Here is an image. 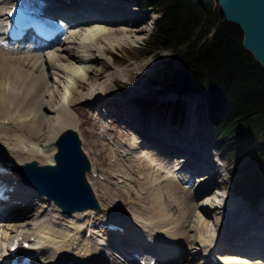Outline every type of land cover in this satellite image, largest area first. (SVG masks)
Returning a JSON list of instances; mask_svg holds the SVG:
<instances>
[{
  "label": "bare ground",
  "instance_id": "obj_1",
  "mask_svg": "<svg viewBox=\"0 0 264 264\" xmlns=\"http://www.w3.org/2000/svg\"><path fill=\"white\" fill-rule=\"evenodd\" d=\"M9 1L0 2V28L5 15L2 7ZM45 1L47 9L52 8L53 14L62 16L68 22L63 40L52 46L45 43L18 50L2 45L0 37V137L4 141L0 152L4 149L8 152V155H0V162L5 158L15 164L20 163L26 153L32 156L44 152L46 145L40 144V141L50 135L55 138L58 129L80 128L81 124L74 120L68 108L73 110L74 104L85 101L102 103L107 90L106 85L98 84L94 78L102 79V71L95 72L91 64L102 63L109 49L95 50L91 43L98 45L103 40L106 43L114 36H125L140 30L142 19L122 5L120 0ZM127 14L135 17H130L133 23H124ZM66 42L72 45L62 47ZM47 68L64 73L61 78L65 88L61 86L60 90L61 81L56 79L48 83ZM53 71L51 75H55ZM106 79L110 80L109 77ZM64 89L66 96H62ZM120 103L124 107V100ZM97 108L93 104L88 117L99 130H86L90 136L98 134L104 138L109 130L107 126L115 119H105V114ZM103 108L106 107L103 105ZM115 112L111 110L112 115L118 114ZM128 112L121 115L122 130L118 133V137L128 141L115 142L114 128L111 134L108 133L110 148L106 144V154L122 171L117 169L112 174L114 176L108 173L106 180L100 181L91 165L90 172L96 173V176L90 183L123 188L124 197L132 195L128 211L134 216L131 214L127 219L112 216L101 205L96 212L87 209L71 214L75 219L72 222L68 221L70 216H63L69 222L67 225L61 221L57 223L52 210L61 214L60 209L50 201H43V195L33 194L32 187L23 185L19 177L13 175L17 188L21 189L15 194L20 199V205L12 201L3 205L0 201V264H5L2 261L7 251L5 243L17 234H24L28 239L33 236L28 251L32 264H138L136 253H141L140 257L149 255L157 259L158 264H213L208 252L221 258L219 264H241L232 256L245 257L240 258L244 260L242 264H264V218H246L243 204L222 192L228 172L221 162L226 157L205 137L210 135V131L205 132L202 139H197L194 135L199 130L190 122L182 133H170L158 125L141 126L142 122L160 119L157 116L145 117L144 113ZM102 119H105L104 123ZM208 125L214 131L213 125ZM26 133H29L28 137H25ZM29 140H36V149ZM49 161L51 158L46 162ZM118 178L122 180V185L117 183ZM192 178L199 182V186L185 188L184 184ZM239 198L244 201L241 196ZM37 199L42 200L41 203H37ZM29 202L31 205H28ZM21 204H27V207L22 208ZM34 205L44 209L40 219H37L39 213H35L32 229L28 230L26 225L20 226L22 230L14 231L4 223L11 222L12 216L17 221L21 220V216L28 217L24 212ZM14 209L20 216H14ZM98 210L103 212L102 215L98 214ZM172 211L177 215H170ZM100 223H110L121 230L108 232ZM69 226L73 228L70 230ZM4 234H8L7 237ZM72 245L74 249L70 252ZM201 249L203 253L197 262L196 253L198 256Z\"/></svg>",
  "mask_w": 264,
  "mask_h": 264
},
{
  "label": "trees",
  "instance_id": "obj_2",
  "mask_svg": "<svg viewBox=\"0 0 264 264\" xmlns=\"http://www.w3.org/2000/svg\"><path fill=\"white\" fill-rule=\"evenodd\" d=\"M135 2L156 14L137 54L170 52L156 76L163 92L202 94L219 149L240 153L233 190L256 205L264 199V68L243 48L239 28L224 21L213 0ZM135 100L144 110L152 104ZM174 108V116L183 113Z\"/></svg>",
  "mask_w": 264,
  "mask_h": 264
},
{
  "label": "rangeland",
  "instance_id": "obj_3",
  "mask_svg": "<svg viewBox=\"0 0 264 264\" xmlns=\"http://www.w3.org/2000/svg\"><path fill=\"white\" fill-rule=\"evenodd\" d=\"M135 1L136 0H120V3L128 7L129 11L134 13L135 16H138L139 18L142 19V20L139 19L141 21H140V30L138 32L132 34L126 33L125 36L117 35L114 36L113 38H109L108 40H106V43L105 40H103L101 42L102 44L100 43L98 45H93L91 43L92 48H94L95 50L103 47L109 49L107 50V54L105 58L103 57L104 61L102 63L98 62L99 64L98 63L94 65L91 64L94 70H96L95 72L102 71V75H101L102 79H98L97 77H94L97 83L100 85H106L107 88V90L105 89L106 92L105 91L102 92L103 94L105 92L104 97L102 99V103L99 102V104L98 103L90 104L88 103V101H85L82 103L74 104L73 110L71 108H68V112L69 111L71 112L70 115L73 118H75L74 120L78 121V123L81 124L80 128H76V129L74 128V130H76L80 138L82 150L85 152V154L87 155L90 161V164L94 166L96 171L103 173L105 176L108 173L114 174V172H116L117 169L118 171H122V169L115 164L114 160L110 157V155L106 154V148H107L106 144L110 148V145L108 144V135L105 136L104 138L102 136H99L98 134H95V136H90V134H88L86 130L88 129L89 131L92 132H98L99 130L97 126L96 127L93 126V121H91L88 117V113L91 111L90 108L93 104L96 105V107H98L97 108L98 111L105 114V119H115L113 120L114 123H111L107 126L109 129L107 131V134L108 133L111 134L112 133L111 131L115 128L116 134H113L115 142L116 140L124 141V142L128 141L123 137H118V133L122 130L120 126L122 120L121 115L125 113H130L128 111H133V112H137L138 114L144 113L145 117L157 116V118H160V119L153 118L151 120L142 122L141 126L142 124L143 126L158 125L161 129L168 131L170 133L171 131L176 132V134H179V131L182 133L183 128L188 126V124H190L191 122L194 125H196V129L199 130V132L195 133L194 137L196 136L197 139H202L201 137L202 136L204 137L203 134H205V132L209 133L210 131L209 133L210 135L205 137L208 138L211 141V143L213 142L214 145L213 147H216V149H218V145H219L216 140L215 127L213 126L214 128L213 131V129L210 128V125H208V123L210 122L206 118L205 100L203 99V96L200 92L197 91L185 92L184 95H179L178 93H175L172 90H166V92H163V87L159 83V80L158 78H156V76H158V73L161 70V66H162L161 62L164 59H167L171 55L170 52L167 50H156L146 55L137 54V51L135 49L139 48L140 45H142L147 35L151 32L152 18L155 15L151 10L139 9ZM114 12H119V11H114ZM127 15L128 18H126V22L124 23H128V22L133 23L132 19H134L135 17H133L131 14H127ZM131 16L132 19H130ZM120 23L123 22H119L118 24ZM0 31L2 32L1 28ZM68 45H72V43L66 42L65 45L64 44L62 45V47H67ZM113 55L115 56L116 60H114ZM51 71L53 70L48 68L45 69L46 75L48 74L47 76L48 83L51 84L53 82L52 80L56 79L58 81H61L60 90H61V86L65 88L66 85H64V82H62L63 79L61 78L64 76V73L55 70L56 72L53 71L55 75L52 74L53 75L52 76ZM109 75L112 76L110 77ZM103 77L105 78V81ZM107 77L110 78L109 81L106 79ZM123 88L125 89V91H123ZM62 96H66V90ZM136 96L142 98L143 100L147 99L152 101V104L149 106L148 110H144L135 105V99L137 98ZM28 100L29 99L27 98V102ZM79 100L82 101L83 99H79ZM122 100H124L125 103L124 107L123 104L120 103ZM89 104L90 106H88ZM103 105L106 108L102 109ZM174 105H177L180 109H182L183 113H179L178 115L174 116L173 115L175 109ZM111 110L116 111L115 113L118 114L112 115ZM44 113L47 114L46 111ZM92 115L94 116V113ZM105 119H102L103 123L105 122ZM123 121L125 123V120ZM59 131L61 130L58 129V132ZM28 136L29 133H26L25 137ZM52 138L53 137H51L50 135L46 139L40 141V144L46 145V147L45 146L43 147L44 152L39 153L41 155L35 154L31 156L30 154L27 155L26 153L25 155H23L24 157L22 156L24 158L23 160L27 159L26 161H29L35 159L39 163H45L46 161H48L51 158L53 152L52 146H53L54 138L53 139ZM2 141L3 140L1 136L0 147L1 144L4 143V141L3 142ZM30 143L31 146H34L36 149V144H37L36 140L30 141ZM231 151H232L231 148H228L227 150H219L220 154L226 157V161L224 162L223 160V162L221 163L222 165L225 166V169L228 172L225 186L223 187L224 189L222 192H224L225 194L228 193V195H232L231 198L233 200H238L243 204L244 207L243 215L246 218L248 219H254V218L258 219L260 217L264 218V199H260L257 205H252L243 198L244 201H246L244 202L241 198H239V195H236L233 192V179L235 175V167L238 164V156L240 155V153L232 155ZM3 154L8 155V152L5 149L1 150L0 155ZM184 155L185 154H182V156ZM29 157L31 158L29 159ZM219 165L221 166L220 163ZM93 179L94 177L88 174L89 182L90 180ZM112 181H115L113 177H112ZM90 185L92 187L94 196L96 197L99 205L100 206L102 205V207L107 209L110 215L125 219L129 218L131 214H132L131 216H134L131 211L130 212L128 211L130 209L128 201L130 200L132 195L128 197H124V193H122L121 191L123 190V188L120 187L114 188L107 184L97 185L96 183H92V184L90 183ZM119 185H122V183ZM135 191H137V188L135 189ZM37 203H41L39 199H37ZM25 207H27V205L22 208ZM38 209H43V208L39 206L35 207V205L30 206L28 207L27 211L24 212V214H26L28 217L24 218L25 216H21L22 218L19 217L21 220L17 221L14 220L13 216L12 217L10 216L11 222H4V223L9 225L10 228H14L13 229L14 231H16V229L17 231L22 230L23 229L22 227H25L26 225H27L26 227H28V230L32 229V225L34 224L33 218L34 216H36L35 213L39 212ZM99 210H98V214L102 215L103 212ZM175 213L177 215V212L172 211L170 215L172 214L174 215ZM16 215L20 216L19 212H15L14 216ZM55 215L56 214H54V216ZM56 217L57 218H55V221H61L64 223V225L65 223L69 224V222L66 221L67 218L65 217L61 218L60 216H56ZM71 220L74 221L75 219L72 218L68 221ZM71 227L73 228V226ZM72 228H70V230ZM7 235L8 234H4L3 236L7 237ZM5 247H6V243H5ZM114 259L116 261V257H114ZM196 260L197 262H199L200 260V257L199 255L197 256V253H196ZM194 263H196V261H194ZM122 264H127V263H122Z\"/></svg>",
  "mask_w": 264,
  "mask_h": 264
},
{
  "label": "water",
  "instance_id": "obj_4",
  "mask_svg": "<svg viewBox=\"0 0 264 264\" xmlns=\"http://www.w3.org/2000/svg\"><path fill=\"white\" fill-rule=\"evenodd\" d=\"M225 22L242 34V46L264 68V0H215ZM52 164L26 161L14 168L30 186L44 194L63 212L98 208L86 178L90 162L72 128L61 130L54 139ZM29 180V181H28Z\"/></svg>",
  "mask_w": 264,
  "mask_h": 264
}]
</instances>
